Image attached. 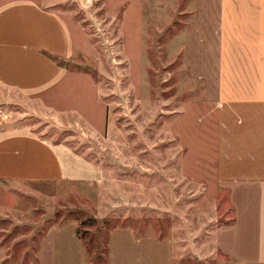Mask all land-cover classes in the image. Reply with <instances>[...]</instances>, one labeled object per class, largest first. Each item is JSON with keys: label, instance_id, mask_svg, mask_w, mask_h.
I'll list each match as a JSON object with an SVG mask.
<instances>
[{"label": "rangeland", "instance_id": "rangeland-1", "mask_svg": "<svg viewBox=\"0 0 264 264\" xmlns=\"http://www.w3.org/2000/svg\"><path fill=\"white\" fill-rule=\"evenodd\" d=\"M198 1L61 0L57 8L76 22V53L64 61L79 74L70 80V99L59 101L66 108L80 96L86 118L0 87L1 125H31L100 166L102 176L92 183L14 188L22 205L43 208L19 216L46 226L77 221L94 264L106 262L110 232L123 227L155 241L157 254L164 237L171 238L176 264H239L218 254L214 243L233 206L212 164L216 52L206 26L211 19L198 20ZM65 86L55 91L63 94ZM92 99L101 117L91 114ZM23 250L15 247L14 255L22 258Z\"/></svg>", "mask_w": 264, "mask_h": 264}, {"label": "crops", "instance_id": "crops-1", "mask_svg": "<svg viewBox=\"0 0 264 264\" xmlns=\"http://www.w3.org/2000/svg\"><path fill=\"white\" fill-rule=\"evenodd\" d=\"M213 1L199 0L197 7L199 21L211 19L206 26L216 52L218 136L212 164L233 206V217L215 229L214 243L217 253L234 263L264 264V0ZM60 3L0 0V87L86 118L80 96L73 95L78 101L66 108L59 101L70 99L75 90L70 80L79 74L64 61L76 53V22L57 8ZM62 82L66 86L60 94L55 88ZM92 100L97 109L91 114L100 115V103ZM101 176L97 162L71 145L43 137L31 125L0 124V264H94L77 221L46 226L19 216H36L43 208L22 205L14 188L92 183ZM19 245L22 258L14 255ZM162 250L157 254L155 241L135 228H118L110 232L104 264H176L171 238L164 237Z\"/></svg>", "mask_w": 264, "mask_h": 264}]
</instances>
